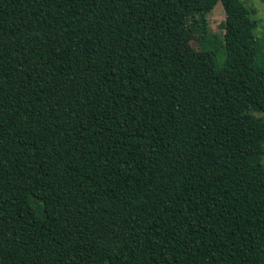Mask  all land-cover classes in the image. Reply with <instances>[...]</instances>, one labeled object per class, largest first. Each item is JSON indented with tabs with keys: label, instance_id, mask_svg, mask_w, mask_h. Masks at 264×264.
<instances>
[{
	"label": "trees",
	"instance_id": "obj_1",
	"mask_svg": "<svg viewBox=\"0 0 264 264\" xmlns=\"http://www.w3.org/2000/svg\"><path fill=\"white\" fill-rule=\"evenodd\" d=\"M255 28L240 0H0V264H264Z\"/></svg>",
	"mask_w": 264,
	"mask_h": 264
},
{
	"label": "rangeland",
	"instance_id": "obj_2",
	"mask_svg": "<svg viewBox=\"0 0 264 264\" xmlns=\"http://www.w3.org/2000/svg\"><path fill=\"white\" fill-rule=\"evenodd\" d=\"M245 7L250 11V16L256 22L254 35L257 39L259 50V62L264 68V5L260 0H240ZM225 19L224 10L220 2H218L213 10L208 15V26L212 34L219 36L222 39L224 30L222 27ZM224 59V49H221L217 63L220 65Z\"/></svg>",
	"mask_w": 264,
	"mask_h": 264
}]
</instances>
